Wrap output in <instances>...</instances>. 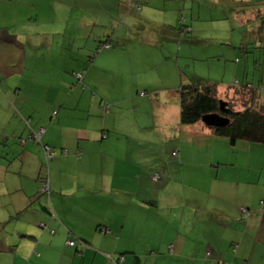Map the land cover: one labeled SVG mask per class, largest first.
Instances as JSON below:
<instances>
[{"label": "crops", "instance_id": "1", "mask_svg": "<svg viewBox=\"0 0 264 264\" xmlns=\"http://www.w3.org/2000/svg\"><path fill=\"white\" fill-rule=\"evenodd\" d=\"M6 1L10 4L3 12L7 11L10 15L9 28L12 27L15 33H10L12 37L9 39L0 38V47L10 52L9 61L0 66V71L6 72L9 68L6 80H0V87L16 97L21 93V71L32 68L37 72L35 54L42 49L52 50L53 46H58V41L33 37V25L41 23L39 17L44 12H36L39 0ZM92 1L101 13H108V18L107 15L89 12V16L80 17L77 23L93 28L97 22L114 24L112 11L105 10L103 0ZM149 1H142L144 6L137 7L139 12L149 6ZM168 1L174 3L175 0ZM58 3V0H50L48 6L54 7ZM47 9L55 17L42 24H58L59 12L63 13L62 6ZM33 12L37 14L34 20L31 17ZM243 16L242 19L238 16L242 25L244 20H251L247 14ZM126 19L121 23L127 25ZM154 36L148 38L150 42L143 40L142 44L147 47L157 43L158 38ZM111 38L110 41L108 39L110 45ZM120 40V44L125 43V39ZM123 49L110 46L100 51L92 65L83 71H74L73 78L83 81L87 77L88 81L97 82L102 72L95 70L96 61L102 56L111 62L119 54L129 55L127 52L119 53ZM60 54H49L51 76L55 74L60 79L45 89L47 94H51L48 99H52L58 109H52L48 116L37 107L25 104V99L20 100V111L29 114V118H18L13 127L17 130L25 126L26 131L20 135L13 133L14 142L6 141V147H3V151L21 155L20 163L13 168L14 181L9 190L13 193L14 203H27V209L23 218L15 213L17 232L0 238V264H264L263 257L259 255L264 248V183L260 181L261 173L264 176V150L260 154L257 150L248 151L259 157V174L256 168L250 169L258 174L255 178L248 168L230 165L232 151L221 150L219 155L225 157L223 161L226 162L216 163V149L213 148L210 166L206 165L204 171L210 181L206 182L210 187L206 186L214 198L205 192L204 200L198 199V196H187L183 190L189 189L191 193L193 188L189 185L178 188L171 176L156 183L154 176L159 174L157 170L162 163V152L168 159L170 151L160 152L155 148L152 143L155 135L170 145L178 140V146L173 145L170 150L179 148L178 159L172 162L174 167L176 164L180 168L183 164H193L191 157L194 156L192 151H183L181 134L185 135L184 139L198 136L213 142L223 137L203 123L180 125L175 94L170 95L174 98L173 107L160 102L155 96L162 89L174 91L170 81L164 80L160 87H152L153 99L139 96V86L133 92L131 85L134 78L146 77L148 67L139 70L129 68L121 73L108 71L111 79L120 74L132 79L129 87L121 86L124 91H132L129 94H123L121 90L114 94L113 88L101 93L110 103H97L96 97H89L86 87L82 90L89 97L87 103L72 102V95L63 100L67 87L63 85L62 76L66 71ZM56 58H59L60 64ZM253 61H256L254 56ZM249 70L246 67L243 74L249 76ZM79 72H82L81 79L74 77ZM173 74L175 77V71ZM149 76L153 77V72ZM237 83L249 84L257 93L264 92L261 75L257 80L245 77ZM232 86L229 90L234 89V97L246 94L244 90L237 89L240 87ZM224 90L218 83V94ZM59 92L63 94L60 101ZM74 92L79 94L77 90ZM259 96V104L264 111V96ZM144 108L147 109L146 122ZM40 128L44 132L39 141L30 138L31 132L35 133ZM44 145L53 149L52 159L45 158ZM32 156L36 158L33 160ZM220 161L223 162L222 159ZM169 164H165L162 171L165 176L167 170L174 171ZM0 172L3 173L2 170ZM42 181L48 183V193L41 192ZM231 184L236 186L233 198H228L224 194L231 189ZM166 188L168 190L161 198ZM22 209L17 208V211ZM39 223L45 227H40ZM102 227L106 228V232H101ZM69 241L75 244L69 245Z\"/></svg>", "mask_w": 264, "mask_h": 264}, {"label": "rangeland", "instance_id": "2", "mask_svg": "<svg viewBox=\"0 0 264 264\" xmlns=\"http://www.w3.org/2000/svg\"><path fill=\"white\" fill-rule=\"evenodd\" d=\"M58 1L59 3L56 6H62L63 12H59L58 24H42L47 19L52 20L55 17L47 8L53 10L56 6H48L50 0H39L36 4V12L38 10L44 12L40 14V17L38 16L41 23L33 25V37L46 38L49 42L58 41V46L55 45L52 50L48 51L42 49L35 54L37 72L32 68L31 70L21 71L19 81L21 93L15 95L16 97L11 92L10 94L8 91L6 92V88L3 90L0 87V171H3V173L0 172V238L17 232L15 213L23 218L27 209L25 208L27 203H18L17 205L14 203L13 193L9 190V186L14 181L12 177L13 168L20 163L21 155L19 157L18 153L15 156L14 152L10 154L9 151H3V147H6V141L14 142L12 139V137H15L12 136L13 133H16L15 135L19 133L20 135L26 131L25 126L17 130L13 127L17 124L18 118H29V114L20 111L19 101L25 99V104L37 107L36 109H40L48 116L52 109H58V106H55L56 103L52 99H48V95L51 94L46 92L47 87L52 82L60 79V76L55 74L53 77L51 76L52 70L49 66V54L51 52L55 56L61 53L60 55L63 58L60 57V60L64 62L63 67L66 71L62 77L64 80L63 85L67 87V90L64 95L61 92L57 94L59 95V101L61 95H63V100L66 96L72 95V102L85 104L89 101L87 98L96 97L97 103H110L108 99L103 98L104 96L101 93L104 94L105 89L113 88L114 94L120 92V90L123 94H129L132 91H124L121 86L124 88L129 87L132 79L121 74L120 76H113L111 79V76L107 75L108 71L121 73L129 68L139 70L148 67L147 76L139 79L134 78L131 85L133 92L137 89L136 86H139V92L137 93L139 96L145 95L146 98L152 99L157 96L160 102L169 103L170 107H173L171 103L174 102V98L170 95L175 94V102H177L179 112L177 89L180 83L200 82L204 79L219 83L221 88L225 89L218 94L220 99L228 104L231 109L240 110L246 100L244 97H234V89L232 91L229 88L236 81L245 79V77L250 80H257L261 75L264 81V0H214L215 2L212 0H175L174 3L168 0H150L149 6L142 12H139L140 9L138 10L137 7L144 6L143 0H103L101 2L105 10L112 11L114 24L97 22L94 28L85 23L81 25L77 23L80 17L89 16V12L94 13V15H107L108 18V13H101L92 0ZM9 4L6 0L0 1V38L4 39H9L12 37L10 33H15L12 27L9 28L10 15L7 11L3 12V10L8 9ZM93 5L94 7H92ZM35 14V12L32 13L33 20ZM244 14H247V17L250 16L251 20H244L245 24L242 25L239 18L242 19ZM60 17H62V20H60ZM125 17H127L125 21L127 25L121 23ZM155 25L157 27H154ZM181 25L187 26L188 30L193 29L192 32L186 33ZM152 36L157 37L158 42L146 45L148 48L145 47L142 41L150 42L151 39L148 38ZM110 38L113 49L122 47L124 49L119 53L127 52L129 55L119 54L111 62L107 61L104 56L97 60L94 68L99 70V73L102 72L97 82L88 81L87 77L83 81L74 79V71H83L92 65L100 51L106 50V48L101 49V47L105 42H109ZM120 39H125V41L123 40L125 43L120 44L118 42ZM166 42L169 43L168 46H166ZM9 56L10 52L0 47V66L9 61ZM253 56L256 58L255 62ZM56 60L59 64L61 63L59 58H56ZM149 61L152 62L149 64ZM254 65L256 66L253 67ZM246 67L250 69L249 76L243 74V69ZM7 70L9 68L6 69V72L5 70L0 71V80H6L5 75L9 74ZM152 72L154 76L150 77L149 75H152ZM164 80L173 83L175 90L162 89L154 96L151 92L152 87H160ZM133 86L135 87L133 88ZM84 87H86L85 90L89 97L83 93L82 88ZM262 87L264 90V84ZM75 90L79 94L74 92ZM146 111L147 109L144 110L145 122L147 119ZM181 136L183 137V151H192L194 154L191 157L193 164H183L182 168L176 164L174 167V162H172V160L178 159L177 150L179 148L176 147L170 150L171 146H178V140L175 144L171 143L172 145H170L168 142L160 141L157 135H155V138L153 136L154 141L152 143L155 148L160 152L166 149L170 151V158L168 159L162 152V163L160 169L157 170L160 178L155 181L156 183L166 180L167 176H171L178 188L182 185H189L193 188L194 191L191 193L188 191L189 189L183 190V193H186L187 196H198V199L204 200L205 192L206 195H212V198H214V194L209 188L210 181L206 177V171H204L206 165L210 166L212 158L210 154H212L213 148L216 149V156L214 157L216 163L224 164L226 162L223 161L226 158L219 155L221 150L225 149V152L226 150L232 151L230 165L237 164V168H248L249 170L254 167L258 174L260 172L259 157H255L253 151H248L257 150V153L260 154L264 150L262 144L252 145L248 141L241 140L239 143L236 142L235 145H231L229 139L225 137L213 142L207 139L203 140L198 136H193L192 139L190 137L184 139V134H181ZM173 150L174 153L172 154L171 151ZM32 158L34 160L36 156H32ZM221 159L223 162L220 161ZM199 162L201 164L197 165ZM165 164H169L171 168L174 167L173 172L166 171V176L162 173ZM43 167L46 169L45 163ZM5 171L8 174L4 173ZM250 171L252 177L256 178L258 176L254 171ZM25 176L28 181V174ZM260 181L264 183L262 173ZM235 186V184H231V189H227L224 196L233 198L232 194ZM259 187L262 188V185L259 184ZM167 190L168 188L162 191L161 198ZM172 190L175 191L174 188ZM210 206L212 207V205ZM20 207H23V209L18 212L17 208ZM10 216L13 218H10ZM263 250L259 252V255L260 258L263 257L264 259Z\"/></svg>", "mask_w": 264, "mask_h": 264}, {"label": "trees", "instance_id": "3", "mask_svg": "<svg viewBox=\"0 0 264 264\" xmlns=\"http://www.w3.org/2000/svg\"><path fill=\"white\" fill-rule=\"evenodd\" d=\"M181 28H184L186 33L191 31L184 25H181ZM104 44L109 43L105 42ZM237 82L233 85L240 87L237 89L245 91L246 94L243 97L247 104H243L240 110L231 109L226 104L225 111L220 110L219 102L221 99L217 91L218 83L204 79L200 82H181L177 89L179 94L180 125L188 126L202 123L201 118L204 115L219 113L229 119V124L222 128H211L216 135L229 139L231 145H235L238 140L264 145V111L262 110V105L259 104L261 97L259 94L263 95L264 92L260 91L257 93L249 84L237 85ZM253 104L256 105L254 106ZM158 176L159 179L160 174ZM43 183L44 181L41 184Z\"/></svg>", "mask_w": 264, "mask_h": 264}, {"label": "built area", "instance_id": "4", "mask_svg": "<svg viewBox=\"0 0 264 264\" xmlns=\"http://www.w3.org/2000/svg\"><path fill=\"white\" fill-rule=\"evenodd\" d=\"M109 47H110V44H104V45L101 47V49H102V48H106V49H108ZM74 77H76L77 79H81V78H82V72L76 73V74L74 75ZM43 132H44V130H43L42 128H40V129H39L37 132H35V133H34V132H31L30 138L39 141V138L41 137V135L43 134ZM43 151H44V154H45V158H46L47 160L53 158V156H54V151L52 150V148H51L50 146H47V145L44 146V147H43ZM158 177H159L158 174H156V175L154 176V179L157 180ZM41 191H42V192H48V191H49L48 183H47L46 181L43 183V186H42ZM242 211H243V212H246V210H245L244 208H242ZM39 226H40V227H43V228L45 227L43 223H39ZM101 232H106V228L102 227V228H101ZM68 244H69V245H74L75 242H74V241H69ZM119 260H120V258H119Z\"/></svg>", "mask_w": 264, "mask_h": 264}, {"label": "water", "instance_id": "5", "mask_svg": "<svg viewBox=\"0 0 264 264\" xmlns=\"http://www.w3.org/2000/svg\"><path fill=\"white\" fill-rule=\"evenodd\" d=\"M220 110L225 111L226 103L222 100L219 102ZM201 122L209 128H222L229 124V119L219 113L204 115Z\"/></svg>", "mask_w": 264, "mask_h": 264}]
</instances>
